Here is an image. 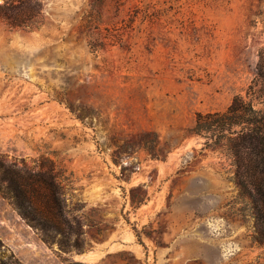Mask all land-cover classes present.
<instances>
[{"label":"rangeland","instance_id":"1","mask_svg":"<svg viewBox=\"0 0 264 264\" xmlns=\"http://www.w3.org/2000/svg\"><path fill=\"white\" fill-rule=\"evenodd\" d=\"M5 2L32 16L0 15V160L61 171L83 247L0 191V264H264L232 159L190 132L237 96L262 109L264 0Z\"/></svg>","mask_w":264,"mask_h":264},{"label":"trees","instance_id":"2","mask_svg":"<svg viewBox=\"0 0 264 264\" xmlns=\"http://www.w3.org/2000/svg\"><path fill=\"white\" fill-rule=\"evenodd\" d=\"M0 15L19 27L30 23L32 11L23 10L21 3L13 6L5 2ZM256 80L264 88L263 56L259 58ZM262 100V109L255 110L250 101L237 96L223 113L198 114L190 132L208 143L212 141L232 159L234 184L252 205L255 241L264 246V95ZM77 118L83 119L80 115ZM66 182L68 179L51 162L26 168L14 162L5 165L0 160V191L18 215L40 233L45 244H56L65 254L80 253L83 233L80 222L69 216ZM15 264L19 263L15 260Z\"/></svg>","mask_w":264,"mask_h":264}]
</instances>
